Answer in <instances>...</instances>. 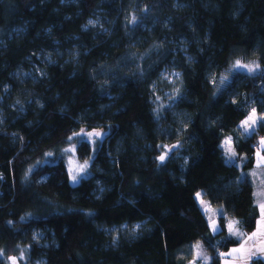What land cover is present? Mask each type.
Instances as JSON below:
<instances>
[{
  "label": "trees",
  "instance_id": "obj_1",
  "mask_svg": "<svg viewBox=\"0 0 264 264\" xmlns=\"http://www.w3.org/2000/svg\"><path fill=\"white\" fill-rule=\"evenodd\" d=\"M171 67L167 103L156 86ZM260 73L264 0H0V250L27 264H191L199 242L217 264L239 241L212 233L195 194L223 210L221 227L255 230L243 173L264 127L239 126L264 111ZM72 141L88 162L76 183Z\"/></svg>",
  "mask_w": 264,
  "mask_h": 264
},
{
  "label": "snow or ice",
  "instance_id": "obj_2",
  "mask_svg": "<svg viewBox=\"0 0 264 264\" xmlns=\"http://www.w3.org/2000/svg\"><path fill=\"white\" fill-rule=\"evenodd\" d=\"M132 23H135V17L132 18ZM235 69L240 70H247V73H258L260 69L259 64H243L239 60L236 61L234 65ZM177 77L179 76L178 73L175 74ZM261 76H264V73H260ZM227 78H225L226 80ZM222 81L221 83H223ZM264 127V111L261 113H257L255 107L251 109L248 113L246 119L241 121L240 128L243 130V134L246 136H251L255 133L257 127ZM78 135H86L88 137L91 136H101L102 133L93 132V133H81ZM72 137H69L71 140ZM232 145V137H227L224 139L221 147L224 149L225 153L228 155V162L235 163L232 159L236 156V151L233 149ZM173 147H179V145H174ZM256 156L258 157L256 163L257 166L264 165V155H261L260 150L264 148V137L261 138L259 145L256 146ZM66 153H74L75 146L66 148L64 150ZM171 151V149H169ZM161 155L159 157L160 161L163 162L165 160V156ZM72 158H69V173L72 177L73 183L78 181V177L84 170L88 167V162L85 161L84 164L79 165L78 168H73L72 166ZM255 175V173H253ZM196 199L198 200L199 204L202 206V211L205 213H211L208 216L209 227L213 234H223L226 228L229 237H236L239 241L238 246L233 247L230 251L227 252H218L217 254V264H219V259H224V264H252L253 260L257 262V264H264V203H259V220L256 222V230L248 236H245L243 232L236 227L239 223L238 221L234 220H225L224 227H218L216 223L215 217L217 215L221 217H225V213L221 209L218 213L213 210L208 203H206L202 199V194L197 192L195 194ZM192 250L194 251V258L191 260V264H196L197 260H202L204 264H208L210 257L206 256L202 250V245L197 242L192 246ZM23 252H21L19 258L17 256H7L5 257V253L3 250H0V261H7L9 264H19L20 260H23Z\"/></svg>",
  "mask_w": 264,
  "mask_h": 264
},
{
  "label": "rangeland",
  "instance_id": "obj_3",
  "mask_svg": "<svg viewBox=\"0 0 264 264\" xmlns=\"http://www.w3.org/2000/svg\"><path fill=\"white\" fill-rule=\"evenodd\" d=\"M178 73L179 76L177 77L175 74ZM180 73L173 67L171 68H167L165 71H163L161 77H160V81L158 83V85L156 86V92L158 91L160 97L162 99H164L165 101H167V103H171L173 100H175L178 96H179V92H180ZM84 133V132H83ZM80 138H85L86 140L90 141V142H93L94 139H102L104 137V135L102 134L101 136L97 137V136H91V137H88L86 135H79ZM78 139V142L81 140V139ZM89 138H92V139H89ZM94 138V139H93ZM77 142V144H78ZM74 141L70 142L68 147H72V146H75V152L74 153H66V157H67V163H68V167H69V158L71 157L72 158V167L75 169V168H78L79 167V163L77 162V159H76V145H77ZM228 156V155H227ZM234 158V157H233ZM86 170H84L83 173L80 174L81 177L85 176ZM80 177H78V180H79ZM206 203L209 204L208 201H205ZM210 205V204H209ZM201 206V205H200ZM210 207L215 210L217 213L220 211L219 208H214L210 205ZM201 209H202V206H201ZM205 213V212H204ZM205 215L208 216L211 215V213H205ZM37 237V235H35V238ZM201 244V243H200ZM202 245V244H201ZM203 250V249H202ZM20 256V255H19ZM19 256H17L19 258ZM27 260L25 259V257L23 258V260H20L19 261V264H27L26 263ZM39 264V263H38ZM196 264H204V262L202 260H197L196 261Z\"/></svg>",
  "mask_w": 264,
  "mask_h": 264
},
{
  "label": "crops",
  "instance_id": "obj_4",
  "mask_svg": "<svg viewBox=\"0 0 264 264\" xmlns=\"http://www.w3.org/2000/svg\"><path fill=\"white\" fill-rule=\"evenodd\" d=\"M258 128V127H257ZM256 128V129H257ZM240 130H241V132L243 133V130L240 128ZM259 145V144H258ZM232 146V145H231ZM256 151H257V148L255 149V153H254V156H253V160H254V167L250 170V171H248V172H245V173H243V177H247L250 181H251V183H252V185H253V187H254V198H255V202H256V204H257V207H258V214H259V203H264V165H261V166H257V163H256V161H257V159H258V157L256 156ZM260 152H261V155H264V148H262L261 150H260ZM236 159H238V160H241V158H237V156H235L234 158H233V160H236ZM253 173H255V175H253ZM198 201V200H197ZM199 203V202H198ZM215 219H216V223H217V226L218 227H221L220 226V224H219V215H217L216 217H215ZM226 220V219H225ZM227 220H232V219H227ZM259 220V215H258V218H257V221ZM256 221V222H257ZM225 222V221H224ZM236 227L237 228H239L238 227V224L236 225ZM239 230H240V228H239ZM255 230H256V227H255ZM254 230V231H255ZM241 232H242V230H240ZM253 231V232H254ZM252 232V233H253ZM252 233H249V234H245V236H248V235H251ZM238 246V245H237ZM236 247V246H235ZM233 248V247H232ZM231 248V249H232ZM230 249V250H231ZM229 250V251H230ZM256 261L255 260H253V262H252V264H254ZM221 264H224V259L223 258H221Z\"/></svg>",
  "mask_w": 264,
  "mask_h": 264
}]
</instances>
